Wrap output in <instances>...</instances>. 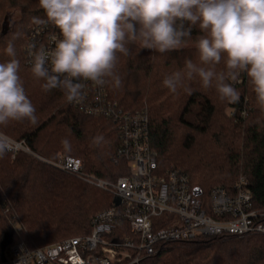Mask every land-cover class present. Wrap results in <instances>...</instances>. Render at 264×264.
Returning <instances> with one entry per match:
<instances>
[{
	"label": "trees",
	"instance_id": "trees-1",
	"mask_svg": "<svg viewBox=\"0 0 264 264\" xmlns=\"http://www.w3.org/2000/svg\"><path fill=\"white\" fill-rule=\"evenodd\" d=\"M33 17L46 19L38 0H0V62L10 59L5 47L20 33L14 41L19 75L37 116L36 123L0 125V135L25 142L42 159L56 160L60 155L79 159L88 174L115 181L127 174L124 164L113 162L119 147L116 125L72 106L60 89L45 91L44 81L32 75L26 63L27 37L42 26L34 24ZM199 35L194 27L183 47L165 53L131 45L130 54L121 55L118 63L122 86H107L109 97L125 111L147 110L151 145L162 167L183 171L207 197L215 187L230 190L244 177L257 209L264 210V110L256 103L246 75L235 85L240 99L234 104L220 101L214 90L203 89L197 81L188 82L190 93L180 89L174 94L163 86L165 75L182 69L186 59L196 60L194 42ZM178 129L185 133L179 136ZM97 136L104 137L99 145L94 143ZM113 201L108 192L33 155L21 151L13 159L4 150L0 155V264H4L1 243L13 232L15 217L27 234L14 236L6 249V264L11 261V247L21 241L45 247L89 235L92 219L111 208ZM140 264H264V236L206 237L175 243Z\"/></svg>",
	"mask_w": 264,
	"mask_h": 264
},
{
	"label": "clouds",
	"instance_id": "clouds-1",
	"mask_svg": "<svg viewBox=\"0 0 264 264\" xmlns=\"http://www.w3.org/2000/svg\"><path fill=\"white\" fill-rule=\"evenodd\" d=\"M38 5L46 19L32 22L51 23L59 35L50 49L31 53V73L44 81L45 91L60 89L68 102L84 99L85 82L120 88L118 63L131 45L158 53L178 50L196 27L201 33L194 42L196 60L186 59L182 69L165 75L163 86L174 94L190 93L188 82L197 81L220 101L234 104L243 74L264 110V0H38ZM20 35L7 42L10 59L0 62V125L37 121L19 75L14 41ZM103 141L94 138L97 145ZM5 148L0 141V155Z\"/></svg>",
	"mask_w": 264,
	"mask_h": 264
},
{
	"label": "built area",
	"instance_id": "built-area-1",
	"mask_svg": "<svg viewBox=\"0 0 264 264\" xmlns=\"http://www.w3.org/2000/svg\"><path fill=\"white\" fill-rule=\"evenodd\" d=\"M58 35L51 23L33 29L27 37V65L33 51L41 46L50 49ZM30 44L36 48L30 49ZM85 85L84 99L70 104L88 116L105 117L116 125L119 147L113 162L116 166L124 164L126 175L115 181L102 179L88 174L79 159L63 155L56 160L42 159L25 142L0 138L13 159L21 151L33 155L58 171L108 192L120 204L116 206L113 201L111 208L97 214L89 235L45 247L24 241L14 244L10 264H140L175 243L206 237L264 236V210L257 209L246 178H240L230 190L215 187L207 197L186 173L161 166L151 145L147 110L125 111L110 99L107 86L100 89L90 82ZM12 229L14 236L22 232L16 217Z\"/></svg>",
	"mask_w": 264,
	"mask_h": 264
},
{
	"label": "water",
	"instance_id": "water-1",
	"mask_svg": "<svg viewBox=\"0 0 264 264\" xmlns=\"http://www.w3.org/2000/svg\"><path fill=\"white\" fill-rule=\"evenodd\" d=\"M114 204L118 206L120 204V200L115 199ZM13 238H14V234L12 232L7 233L4 237V240L1 243V259L4 264L8 262L5 253H6V249L13 243Z\"/></svg>",
	"mask_w": 264,
	"mask_h": 264
},
{
	"label": "rangeland",
	"instance_id": "rangeland-1",
	"mask_svg": "<svg viewBox=\"0 0 264 264\" xmlns=\"http://www.w3.org/2000/svg\"><path fill=\"white\" fill-rule=\"evenodd\" d=\"M16 19V18H15ZM153 51V50H152ZM226 111V113H229V110L228 109H226L225 110ZM177 132H178V134H179V136H181V135H183L184 133H185V131L184 130H182V129H178L177 130ZM80 180V179H79ZM85 183V182H84ZM90 186V185H89ZM90 187H92V188H95V187H93V186H90ZM95 189H98V188H95ZM98 190H100V189H98ZM102 191V190H101ZM4 200L6 201L7 199L6 198H4ZM11 204V203H10ZM11 207H12V204H11ZM18 219L20 220V218L18 217ZM20 222L22 223V221L20 220ZM22 231L23 232H20V235L21 234H23V233H26L27 234V232H26V228H25V226L22 224ZM30 243V245H36L37 246V244H35L34 242H32V241H30L29 242ZM52 244H54V243H52ZM49 245V244H48Z\"/></svg>",
	"mask_w": 264,
	"mask_h": 264
}]
</instances>
